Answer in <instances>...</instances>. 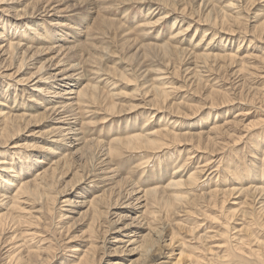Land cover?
Returning <instances> with one entry per match:
<instances>
[{"label":"rangeland","instance_id":"374dc122","mask_svg":"<svg viewBox=\"0 0 264 264\" xmlns=\"http://www.w3.org/2000/svg\"><path fill=\"white\" fill-rule=\"evenodd\" d=\"M86 2L96 6L77 38L90 46L67 60L91 90L74 98L87 142L64 141L54 166L43 148L58 146L46 139L63 125L49 108L69 86L22 80L49 66L34 51L58 18L79 27L88 9L0 0L2 44L34 48L19 72L20 51L0 55V114H25L0 134V192L21 195L0 207V264H264V0ZM161 129L172 136L152 135ZM146 133L160 142L130 143ZM152 188L167 201L146 210L137 197Z\"/></svg>","mask_w":264,"mask_h":264},{"label":"bare ground","instance_id":"6f19581e","mask_svg":"<svg viewBox=\"0 0 264 264\" xmlns=\"http://www.w3.org/2000/svg\"><path fill=\"white\" fill-rule=\"evenodd\" d=\"M40 1H44V3H43V5H44V7H43V9L45 10V11H47L48 9H50L51 8V6L54 4V3H57L56 5H63V4H66V3H68L70 0H40ZM85 2L84 4H86L85 6H87V14L86 15H83L82 16V19H81V21L79 22V24L81 23V25H79V27L77 26V27H70V24L68 23V22H64L63 21V16H61L60 18H58V20L56 21V23L54 24V25H56L57 26V30H56V32H55V37L52 39V42L50 43V44H48V46L47 47H39V48H37L34 52L36 53V54H49L50 53V57H49V61H48V63H49V66H42V67H40L37 71H35V73H33L32 74V76H30V77H27V78H24L22 81L25 83V84H27V82H31V81H35V79H36V81H35V83L33 84V85H35V84H41L40 86L39 85H36V91H39V92H42V91H45L44 90V88H42L41 86L42 85H49L50 83H55V82H59V81H61L62 83L61 84H64V86L65 85H68L69 87H68V89H63V90H61V91H59V92H56L57 93V96L55 95V97H57V99H60V100H57V99H55V100H57V101H54V102H57V105H54V106H52L51 108H49V111H52L55 115H57L58 117H57V119L56 120H60V121H57L59 124H61V125H63V127H54V128H52V130L51 131H49V134H48V138L46 139V141L48 140L49 142H58V146H56V147H49V148H43L44 150L43 151H45V152H47L49 155H52V154H55L56 155V159H54V161H52V164H54V166H55V164L56 165H59L60 164V162L62 161V159H65L66 157H65V155H64V153L63 152H60L59 151V148H57V147H60L61 145H63V143H65L64 141H66L67 139H72L74 142L73 143H75L74 144V146L76 147V146H82V145H84L85 144V142H87V140H86V137H85V133H84V131H83V129H82V126H83V124L79 121V118H78V113L76 112V110H77V106L79 105V103H81V102H77V101H80V99H77L76 101H74V98L76 99V98H78V97H80V98H82V97H85V96H87V95H91V93H90V87L88 86V84H85V82H84V80H85V77H84V75H83V66H82V64H81V62H76V61H74V59H72L71 57H69V60H67V57L68 56H72V55H74V57L76 56V55H78L77 53H79V49H83L82 47H86L87 45H89L88 43H86V41L85 42H82L81 41V39L79 38H77L79 35H84V32H85V30L82 28V26H85L86 27V25L88 24V22H89V15H90V13L91 12H89V10H93V8H94V6L93 5H95V3L93 4L92 2L91 3H87L86 1L87 0H80V2ZM96 6V5H95ZM83 7H84V5H83ZM85 8V7H84ZM52 9V8H51ZM58 9V8H57ZM38 10H40V8H37V10H35V11H38ZM96 10V9H95ZM80 11V10H79ZM42 12H44V11H42ZM72 12H73V10H72ZM94 12V11H93ZM32 14L31 15H28V16H26V17H28V18H31L32 19V17H33V13H35V12H31ZM53 13V12H52ZM83 13H84V9H83ZM57 14H59L58 12H57ZM56 14V15H57ZM208 14V13H207ZM43 15V14H42ZM45 16H46V14H44ZM77 15H78V13H76V14H74V16L75 17H77ZM209 15V14H208ZM67 18V17H66ZM211 18V17H210ZM37 19V18H36ZM56 20V19H55ZM106 20V19H105ZM107 21V20H106ZM34 20L33 21H30V22H28L27 23V25H26V27H25V30H28V28L29 29H31L32 28V26L34 25ZM84 23V25H82ZM32 24V25H31ZM122 27V26H121ZM37 29V28H36ZM56 29V28H55ZM83 29V30H82ZM35 31V30H34ZM37 31V30H36ZM23 32H26V31H23ZM20 33V32H19ZM24 35V34H23ZM22 35V36H23ZM21 36V35H20ZM28 37V36H27ZM40 37V36H39ZM19 38V37H18ZM43 38V37H42ZM73 40H72V39ZM7 39V37H5V34L3 33V34H1L0 33V55L1 56H4V54H9V57H15V55L16 54H18L19 53V51H20V53H22V56H21V58H22V60H21V63H20V65H19V69H17V71L19 72V71H22L23 69H22V67H24L25 66V61L27 60L26 59V56H25V54H26V52L27 51H29L28 53H32L30 50H34V48H33V46L32 47H27V48H24V43H22V44H13V43H9V44H2V42H4V40H6ZM24 39V38H23ZM22 39V40H23ZM37 39H39V38H37ZM36 39V40H37ZM33 40V39H32ZM31 40V41H32ZM88 40V39H87ZM39 41V40H38ZM132 41V40H131ZM134 41V40H133ZM134 43V42H133ZM137 43V42H136ZM134 45H136V44H134ZM90 46V45H89ZM92 46V45H91ZM138 46V45H137ZM88 47V46H87ZM23 48H24V50H23ZM89 48V47H88ZM24 55V56H23ZM27 55V54H26ZM33 56V55H32ZM16 58V57H15ZM197 58H199V57H197ZM205 60V59H204ZM99 63V62H98ZM53 70V71H50V73H46V74H42L44 71H46V70ZM193 69V68H192ZM5 70H8V69H5ZM92 70V69H91ZM107 70V69H106ZM103 71V70H102ZM104 72V71H103ZM7 76H10L11 75V73H7L6 74ZM46 75H47V77H46ZM16 83V82H15ZM32 84V83H31ZM91 86V85H90ZM53 87V86H52ZM76 87H78V89H76ZM92 88H97V87H95V86H91V89ZM150 88V87H149ZM52 90V89H51ZM97 90V89H96ZM161 91V90H160ZM50 92H52V91H48V94L50 93ZM55 92H52V93H55ZM66 94H68V95H71V94H75L76 95V97H69V100H61V97H63V96H65ZM45 95H47V94H45ZM50 95V94H49ZM53 96V95H52ZM106 99V98H105ZM49 100H54V99H49ZM117 108V107H116ZM48 110V109H47ZM3 113V112H2ZM52 113V114H53ZM59 115H62V116H59ZM23 116H25V114H21V115H17V114H6V116H3L2 114H0V134H2V136H6L7 135V137L9 138V136H11L9 133H10V130H9V128H12L14 125H13V123H16L19 119H21V118H23ZM64 118H66V119H64ZM68 118H72V119H75L74 121H72V120H70V119H68ZM67 125V127L65 128V126ZM13 129H15V128H12V130ZM58 129H62V131H58ZM164 130V129H163ZM163 130L161 129V130H157V132H155V133H153L152 135H156L157 137L158 136H160V135H164V136H172V134L173 133H170V132H166V131H164V132H166V133H163ZM12 132V131H11ZM15 132V131H14ZM13 133V132H12ZM148 133V132H147ZM147 133H146V135H147ZM69 134H72L71 136H68ZM149 134V133H148ZM158 134V135H157ZM9 135V136H8ZM141 135V134H140ZM142 135H144V134H142ZM141 135V136H142ZM145 135V136H146ZM176 135V134H175ZM178 135V134H177ZM176 135V136H177ZM133 136L131 139V141H130V143H133V144H135L134 146H139V145H142V144H144V145H146V146H151V145H157V143L158 142H160L159 140H158V138H156V139H148L147 137L149 136V135H147L146 137L145 136ZM153 136V137H154ZM163 136V137H164ZM180 137V136H179ZM6 138V137H5ZM4 139L5 140V142L4 143H6V145H5V147L7 146V143H8V141L7 140H9V139ZM56 138V139H55ZM11 139V138H10ZM161 140V139H160ZM129 141V140H128ZM162 141V140H161ZM50 144V143H49ZM138 144V145H137ZM65 145H66V143H65ZM127 145V144H126ZM159 145H161V144H159ZM44 147V146H43ZM153 148V147H152ZM58 154V155H57ZM101 155V154H100ZM18 159V158H17ZM20 160L18 159V162H19ZM104 161V160H103ZM22 162H24V161H22ZM6 162L5 161H1L0 162V164H5ZM8 164V163H7ZM22 164V163H21ZM9 165V164H8ZM2 166V165H1ZM13 166H15V165H11L10 164V166H6L5 168L4 167H2V168H4L5 170V172H6V170L8 169H11V170H9V171H7L6 173H10V172H12V173H15V172H13L14 171V169L12 168ZM106 166H107V164H106ZM50 167H52V166H50ZM105 167V166H104ZM54 168V167H53ZM49 169V168H48ZM106 169V168H105ZM108 169L110 170V172L108 173L109 174V176H108V178H113V173L115 174V173H118L117 172V170H118V168H116V167H114L113 169H110V167H108ZM106 171V170H105ZM8 173V174H9ZM44 173H46L45 172V170L42 172V173H40V174H43V176H44ZM40 174H38V175H40ZM106 174H107V172H106ZM203 174V173H202ZM102 175V174H101ZM95 176V175H94ZM115 177H116V175H114ZM118 176V175H117ZM193 176V175H192ZM88 177V176H87ZM103 177H106V176H104L103 175ZM173 177V176H172ZM2 178V177H1ZM4 178V177H3ZM38 178V177H37ZM89 178V177H88ZM107 178V177H106ZM189 178V177H188ZM196 178V177H195ZM9 179V178H8ZM1 180V179H0ZM10 180V179H9ZM14 180V179H13ZM108 180H110V179H108ZM191 180V179H190ZM1 181H3V180H1ZM6 181V180H5ZM102 181V180H101ZM113 181V180H112ZM183 181V180H182ZM197 181V180H196ZM7 182V181H6ZM81 182V181H80ZM110 182V181H109ZM179 182L180 181H175V183H177V184H179ZM191 182H192V180H191ZM193 182H195V181H193ZM2 183V182H1ZM4 183V182H3ZM8 183V182H7ZM25 183H27V182H25ZM30 183V182H29ZM93 183V182H92ZM103 183V182H102ZM40 184V183H39ZM107 184V183H106ZM7 185V184H6ZM8 185L10 186V185H12V184H9L8 183ZM29 185V184H28ZM189 185H191V184H189ZM8 186V187H9ZM103 186V185H102ZM181 186V185H180ZM1 187H2V185H1ZM129 187V186H128ZM11 188V187H10ZM21 188H24L23 187V184H22V186H21ZM20 188V189H21ZM25 188H26V186H25ZM27 188H28V186H27ZM26 188V189H27ZM263 189H264V187H262ZM239 189H241V188H239ZM256 190H257V188H255ZM259 189V188H258ZM249 190V189H248ZM252 190V189H251ZM255 190V191H256ZM5 191V190H4ZM23 191H24V189H23ZM22 191V193H24V192H26V191H24L23 192ZM27 191H28V189H27ZM131 190H129V192H130ZM141 191V190H140ZM244 191H245V189H244ZM258 191V190H257ZM18 192V191H17ZM21 192V191H20ZM161 192V191H160ZM141 193H142V196H139V197H137V199H139L140 201L142 200V203L141 204H143V207L142 208H145L146 207V210L148 209V204L149 203H151V201H153V200H155V201H157L158 203H160L161 204V202H163V204H164V202L165 201H167V198H166V200H165V198H163V197H159V191H158V189L157 188H152V189H146V190H142L141 191ZM140 193V194H141ZM177 192H175V194H176ZM131 194H133V193H131ZM159 194V195H158ZM174 194V195H175ZM213 194V193H212ZM234 194V193H233ZM23 195V194H22ZM128 195V194H127ZM178 195V194H177ZM21 197V195H19V192L17 193V195L16 194H14V196H8V197H6V193H3V194H1V192H0V207H2V205H6V204H8L10 201H12L13 203H15V201L14 200H16V199H18L19 197ZM126 196V195H125ZM18 197V198H17ZM131 197V196H130ZM20 199V198H19ZM136 199V198H135ZM175 199H177L178 200V197L177 198H175ZM184 199V198H183ZM95 199L93 198V200H89V201H87V202H89V203H93V204H95L93 201H94ZM118 200V199H117ZM169 200V199H168ZM63 202H66V201H63ZM182 202V201H181ZM17 203H18V201H17ZM11 204V203H10ZM168 204H170V202L168 203ZM15 205H16V203H15ZM150 205V204H149ZM167 205V204H166ZM11 206H12V204H11ZM169 206V205H168ZM171 206V205H170ZM91 207V206H90ZM18 209V208H17ZM30 212V211H29ZM144 212H147V211H145L144 210ZM143 212V213H144ZM244 213L245 214H247L246 213V211H244ZM249 214V213H248ZM143 215V214H142ZM2 216H3V214H0V220L1 219H3L2 218ZM152 220V219H151ZM21 223V222H20ZM22 236V235H21ZM144 238V237H143ZM21 240V239H20ZM242 241H244V240H242ZM128 242H130V244L132 243L133 244V242H134V240H131L130 239V241H128ZM173 241L171 240V243H172ZM245 242V241H244ZM244 242H243V244H244ZM259 242V241H258ZM262 243V242H261ZM264 243V242H263ZM172 245V244H171ZM239 246V245H238ZM238 248V247H237ZM240 248V247H239ZM238 248V249H239ZM252 249V248H251ZM259 249V248H258ZM73 250H75V249H73ZM257 251V250H256ZM244 253V252H243ZM157 254V253H156ZM163 257V256H162ZM23 258V257H22ZM180 259V258H179ZM162 264V263H161Z\"/></svg>","mask_w":264,"mask_h":264}]
</instances>
